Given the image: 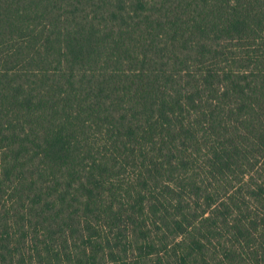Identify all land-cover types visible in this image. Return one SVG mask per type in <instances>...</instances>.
<instances>
[{
  "label": "trees",
  "instance_id": "obj_1",
  "mask_svg": "<svg viewBox=\"0 0 264 264\" xmlns=\"http://www.w3.org/2000/svg\"><path fill=\"white\" fill-rule=\"evenodd\" d=\"M0 264H264V0H0Z\"/></svg>",
  "mask_w": 264,
  "mask_h": 264
}]
</instances>
